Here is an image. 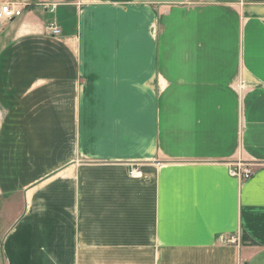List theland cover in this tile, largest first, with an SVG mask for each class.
I'll return each mask as SVG.
<instances>
[{"label":"crops","instance_id":"1","mask_svg":"<svg viewBox=\"0 0 264 264\" xmlns=\"http://www.w3.org/2000/svg\"><path fill=\"white\" fill-rule=\"evenodd\" d=\"M4 3L7 264H264V0Z\"/></svg>","mask_w":264,"mask_h":264},{"label":"built area","instance_id":"2","mask_svg":"<svg viewBox=\"0 0 264 264\" xmlns=\"http://www.w3.org/2000/svg\"><path fill=\"white\" fill-rule=\"evenodd\" d=\"M22 14L23 8L15 3L0 4V22H6L16 19L22 16ZM48 30L49 33L53 36H59L61 34L60 28L54 22L49 25ZM131 175L133 177H138L140 176V172L137 169H132ZM231 175L241 180H248L252 177L253 171L251 168H245L239 165L233 170H231ZM230 242L232 244H237L238 238L235 236L231 237Z\"/></svg>","mask_w":264,"mask_h":264},{"label":"rangeland","instance_id":"3","mask_svg":"<svg viewBox=\"0 0 264 264\" xmlns=\"http://www.w3.org/2000/svg\"><path fill=\"white\" fill-rule=\"evenodd\" d=\"M3 242H4V234H2L0 230V264H7L3 254Z\"/></svg>","mask_w":264,"mask_h":264}]
</instances>
